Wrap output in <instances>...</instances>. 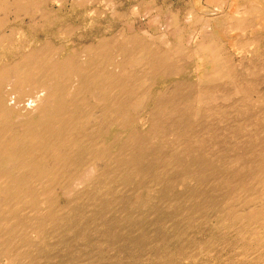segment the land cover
I'll list each match as a JSON object with an SVG mask.
<instances>
[{"label": "bare ground", "instance_id": "obj_1", "mask_svg": "<svg viewBox=\"0 0 264 264\" xmlns=\"http://www.w3.org/2000/svg\"><path fill=\"white\" fill-rule=\"evenodd\" d=\"M51 1L91 23L106 8L127 15L111 0H0V51L13 49L0 61V264H41L77 224L81 249L101 257L115 225L99 208L128 203V190L193 228L215 213L231 236L194 251L264 264V0L191 1L184 17L169 5L171 40L119 31L89 43ZM15 22L54 33L35 42L6 32ZM141 190L158 192L157 205ZM96 223L101 243L87 238ZM194 251L179 254L196 261Z\"/></svg>", "mask_w": 264, "mask_h": 264}, {"label": "rangeland", "instance_id": "obj_2", "mask_svg": "<svg viewBox=\"0 0 264 264\" xmlns=\"http://www.w3.org/2000/svg\"><path fill=\"white\" fill-rule=\"evenodd\" d=\"M151 1L153 0H111V6H114L118 13L127 15L123 16L121 19H115L112 18L111 10L106 8V13L101 18L95 20V23H91L90 18L87 17L85 12L78 13V11L72 9L70 4H66L68 7L65 5L64 8L60 9L58 4L51 1L47 4L45 9L50 12V14L61 17V19L69 23H74L75 26H81V28L72 35V39L78 42L89 43L98 40L101 36L109 37L119 31L125 33L138 32L153 40L160 38V36H163L161 37L162 40L168 38L171 40L172 37L166 35V24L164 22L167 16V14H165L166 8L170 5L169 8L174 11L180 8L184 11L186 3L199 0H154V3H152L162 9V16H160L158 12L153 13L148 11L149 8L152 7ZM214 1L215 2H212L214 4L218 2V0ZM203 3L205 2L203 1ZM100 4L101 2L98 3V6L105 8L103 7L104 2ZM202 6V4L199 6L200 12L203 11L201 10ZM185 12L186 11L181 14L182 17L186 15ZM39 14L40 13L36 15ZM15 27L19 30L21 36L24 38L27 37L35 42L44 39L46 34L49 36L54 33V30H49L44 33V31L41 30L28 29V27L24 26L21 22H15L10 28L7 27L5 30L9 32L14 30ZM60 35H58L57 38L61 41L66 40L65 45H70L69 38H64ZM12 50L13 49L9 47L6 50L0 51V61L6 58L10 59L9 57H11ZM31 100L33 99L27 98L25 104H29L30 106L34 104ZM157 189L160 193V188H156L155 191ZM180 190L181 187H179L177 191L180 192ZM128 192L129 193H124L132 197L129 198L128 203L116 206L111 205L109 207L101 205V208H99L103 211L104 217L113 220L114 222L111 223L115 225V228L114 226L112 227L115 241L110 245H106V242L104 245L101 244L104 248L103 254H99L101 257H98L95 249L93 251L81 249L82 244L79 239L80 237H78V230L81 229V227L77 224V230L72 235L67 236L72 240L67 245L63 244L64 242L56 241V239L52 240V245L50 246L53 247L48 254L45 253L42 256L40 260L41 264H227L225 260L227 251L223 250L221 246H217L218 250L215 249V252L222 253L224 255L222 258L224 259H213L205 255V253H199L193 250V247L209 243L210 240L213 242L214 238L218 239L219 236H231L230 231L227 232L219 228L218 220L215 219V213H211L205 222L196 220V228H193L179 220L177 209L174 211L170 209V207H166L164 202L159 205V210L146 206L143 203L135 204L136 198L132 196L134 191L128 190ZM150 192H153V194L151 195ZM158 192L156 194L154 191L141 190L139 194L145 199L148 194L151 195L153 200L148 201V203L157 205L158 201L155 198L158 196ZM134 195H137V192L134 193ZM61 201L62 204L68 202L66 198H62ZM102 201H108V196L102 198ZM92 210L94 209L90 208L89 214L93 212ZM75 213L71 218H76L77 214ZM133 221H135V223ZM72 225H74L73 222ZM96 228L100 231L102 228L101 223H99L98 226L97 223L92 226L87 238L90 241H98L101 243V238L97 237L98 234L95 232ZM184 246L189 247L192 252L194 251L197 256L195 258L196 261H194V259L183 258V256L179 254V249ZM82 250H86L87 253H82ZM204 255L206 256L205 258Z\"/></svg>", "mask_w": 264, "mask_h": 264}]
</instances>
